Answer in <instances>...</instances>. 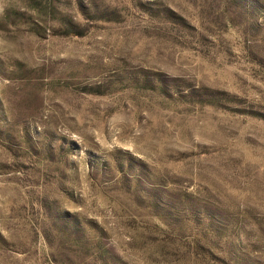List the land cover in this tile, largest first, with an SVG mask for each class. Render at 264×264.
<instances>
[{
    "label": "rangeland",
    "instance_id": "1",
    "mask_svg": "<svg viewBox=\"0 0 264 264\" xmlns=\"http://www.w3.org/2000/svg\"><path fill=\"white\" fill-rule=\"evenodd\" d=\"M0 264H264V0H0Z\"/></svg>",
    "mask_w": 264,
    "mask_h": 264
}]
</instances>
